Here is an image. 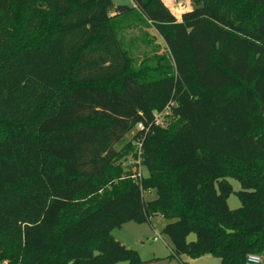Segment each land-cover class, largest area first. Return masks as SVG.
Listing matches in <instances>:
<instances>
[{
  "label": "trees",
  "instance_id": "16d2710c",
  "mask_svg": "<svg viewBox=\"0 0 264 264\" xmlns=\"http://www.w3.org/2000/svg\"><path fill=\"white\" fill-rule=\"evenodd\" d=\"M192 1L0 0V264H145L112 231L154 214L175 255L264 253V0Z\"/></svg>",
  "mask_w": 264,
  "mask_h": 264
},
{
  "label": "rangeland",
  "instance_id": "374dc122",
  "mask_svg": "<svg viewBox=\"0 0 264 264\" xmlns=\"http://www.w3.org/2000/svg\"><path fill=\"white\" fill-rule=\"evenodd\" d=\"M115 4L134 5L133 0H114ZM171 11L180 19L182 11L189 10L193 7L192 0H164ZM150 30V29H149ZM155 33L154 29L150 30ZM159 39V38H158ZM125 43L134 53L139 63L146 56H152L153 50L151 45L147 43L140 28L133 27L125 34ZM167 50L166 46L162 49L163 52ZM167 118V117H166ZM137 128L130 131L123 142L116 145L120 148L126 141L133 138ZM133 155L130 154V157ZM140 170L143 174L147 170L140 165ZM228 181L232 184L234 191L228 197V204L231 209H236L241 206V200L237 191L242 189L241 183L234 177H227ZM157 196L155 190L146 191L144 197L146 200L153 199ZM171 221L161 214H154L147 222L129 221L120 227L113 229V235L127 246L138 250L141 258L145 264H220V258L206 254L199 257H192L187 253L180 255L173 254V245L170 238L164 232L165 225ZM158 239H155V237ZM196 235L190 234L189 240H194Z\"/></svg>",
  "mask_w": 264,
  "mask_h": 264
},
{
  "label": "built area",
  "instance_id": "2783aa9c",
  "mask_svg": "<svg viewBox=\"0 0 264 264\" xmlns=\"http://www.w3.org/2000/svg\"><path fill=\"white\" fill-rule=\"evenodd\" d=\"M159 121V120H158ZM144 125L142 123H139L137 128H143ZM139 152H141V149L139 150ZM138 162H140L138 160ZM142 172L140 170V166H139V175L141 176ZM155 239H158V237L156 236ZM248 263L249 264H264V253H250L248 255Z\"/></svg>",
  "mask_w": 264,
  "mask_h": 264
},
{
  "label": "crops",
  "instance_id": "0c3cea01",
  "mask_svg": "<svg viewBox=\"0 0 264 264\" xmlns=\"http://www.w3.org/2000/svg\"><path fill=\"white\" fill-rule=\"evenodd\" d=\"M183 12H184V11H182V13H183ZM182 13H181V14H182ZM126 245H127V244H126Z\"/></svg>",
  "mask_w": 264,
  "mask_h": 264
},
{
  "label": "water",
  "instance_id": "95a60500",
  "mask_svg": "<svg viewBox=\"0 0 264 264\" xmlns=\"http://www.w3.org/2000/svg\"><path fill=\"white\" fill-rule=\"evenodd\" d=\"M264 111V110H263Z\"/></svg>",
  "mask_w": 264,
  "mask_h": 264
}]
</instances>
